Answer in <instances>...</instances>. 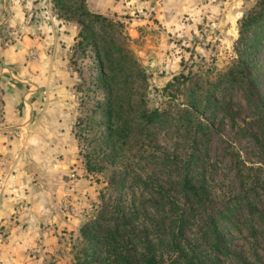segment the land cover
<instances>
[{
	"label": "rangeland",
	"instance_id": "obj_1",
	"mask_svg": "<svg viewBox=\"0 0 264 264\" xmlns=\"http://www.w3.org/2000/svg\"><path fill=\"white\" fill-rule=\"evenodd\" d=\"M69 2L0 0V138L11 133L4 127L13 121L6 110L22 96L37 95L39 110L50 94L57 96L50 109L60 118L52 133L34 137L25 157L23 150H0V264H73L85 249L83 228L95 221L120 227L118 213L126 215L135 242L144 233L157 239L165 210L151 201L138 217L132 209L105 208L137 189L133 173L177 191L187 163L209 186L207 208L190 209L187 217L186 236L196 250L208 251L211 264H264V134L257 118L264 113V43L248 52L253 35L240 41L239 33L257 0L135 4L103 14L115 25L97 24L96 46L79 44L82 26ZM54 27L77 36L65 41L69 51L59 55L63 65L51 93L56 53L6 52L20 34ZM110 46L116 57L122 47L138 73L127 76L116 67L114 78L101 56ZM190 68L194 82L182 94L163 93ZM227 70L237 71L236 78L222 79L206 111L196 113L195 83ZM103 75L113 80L102 81ZM111 94L120 115L110 121ZM141 105L159 107L162 119L143 128L133 116ZM123 119L135 126L117 153L108 131ZM212 219L220 227L219 247L209 232Z\"/></svg>",
	"mask_w": 264,
	"mask_h": 264
},
{
	"label": "trees",
	"instance_id": "obj_2",
	"mask_svg": "<svg viewBox=\"0 0 264 264\" xmlns=\"http://www.w3.org/2000/svg\"><path fill=\"white\" fill-rule=\"evenodd\" d=\"M68 1L72 2H69V9L77 14L78 22L82 26L79 32L81 37L79 44H94L96 46L98 34L95 28L97 24L100 23L108 27L115 25L114 21L102 13L91 10L87 0ZM258 28L261 29V32L257 31ZM239 33L240 41H245L250 34L253 35L249 39L250 44L247 45L248 52L261 50L264 43V0H257L256 5L243 15L239 24ZM111 41L114 40L111 39ZM124 52L125 50L121 47L118 53L119 57H116L110 46L104 53H101L103 59L106 60L105 63H108L110 71L113 72L114 78L118 76V73H115L116 67L117 70L126 72L127 76L138 73L136 64ZM193 74H195L194 70L190 68L188 72L184 70L175 75L163 88V93L171 98L182 94L183 87L194 82ZM236 74L237 71L235 70H227L219 74L220 76L214 77L213 81L207 76L203 77L201 82L195 83L194 88L196 89L193 91V98L198 101V105L194 111L196 113L205 112L208 106V97L219 91L218 83L224 78H228L230 81L234 80ZM110 78L112 77L103 75L102 81L107 82ZM112 97V94L108 95L109 101ZM112 100L107 112L110 121L112 118H119L120 115V112H117L116 108L113 107L114 100ZM131 110L132 107H130L129 112H132ZM134 110H138L136 111L138 113L133 116L140 121L139 124L143 128L160 121L163 115L159 107L149 108L141 105ZM190 110L193 112L192 109ZM257 118L264 134V113ZM134 126L135 123H130L126 119H123L120 124L118 121L114 122L112 127L110 126L108 137L111 138L110 140H114L116 152L120 149V140L128 129H132ZM131 181L137 186L132 195L126 196L125 200H123L125 196L120 197L115 203L107 205L105 209H132L131 215L138 217V209H147L145 202L146 200L151 201L155 205L154 209L165 210L162 218L163 230L157 234V239H150L148 235L144 236V233L138 237L142 241L140 243L135 242L127 233L128 221L123 222L127 219L122 216L125 217L126 215L121 216L118 213L115 217L118 221L116 225L119 224L120 220H123L122 224H119L120 227H110V225L107 227L106 224L95 221L83 228L85 249L83 252L79 251L73 264H211L208 260L210 253L196 250L192 240L186 236L189 210L207 208L205 204L209 192L207 182L203 178L191 174L190 164L187 163L186 165V173L181 177L177 191L169 187L165 188V185L159 181L137 173H133ZM145 228L146 226H142L141 231L145 232ZM209 232L215 239V247L222 246L220 227L214 219L211 220ZM94 239L96 240L95 246Z\"/></svg>",
	"mask_w": 264,
	"mask_h": 264
},
{
	"label": "crops",
	"instance_id": "obj_3",
	"mask_svg": "<svg viewBox=\"0 0 264 264\" xmlns=\"http://www.w3.org/2000/svg\"><path fill=\"white\" fill-rule=\"evenodd\" d=\"M164 1L167 2H181L183 0H87L89 7L96 12L102 14H114L116 12H124L126 9H131L138 4L139 6H147L152 5L154 2L161 4ZM77 33H70L68 31H60L58 28L54 27L52 30L47 33L35 35L29 34H20L18 42L16 44H12L10 49L7 50L6 53H56L53 57V71L52 78L49 81V85L51 87V93L55 86L54 76L63 65V62L59 59V55L62 53H68L69 46L65 43V41H70L71 38L75 39ZM63 70V69H62ZM62 72V71H61ZM51 75V74H50ZM70 81V76L66 82ZM68 84V83H66ZM35 98H39L37 95H25L21 97V100L18 101L17 98L14 99L11 103L15 109L8 108L6 110L7 118L12 119V123L4 126L6 130L10 131L9 135H4L0 138V150L6 152H15L17 150L19 152L23 150V155L25 157L26 151L32 147L30 142L34 141V137L36 135L52 133L53 128L59 123L60 118L56 115V111L54 113L51 112V106H53V101L56 100L58 102L57 96H48L47 99V107H44V110H39L36 107ZM16 105H20L19 108H16ZM12 130V131H11ZM19 130V132H18ZM12 132H16V136H12ZM17 153V155L19 154ZM23 157V158H24ZM23 185V184H22ZM2 208V207H0ZM9 209V208H8ZM13 209V208H10ZM4 211V209H2Z\"/></svg>",
	"mask_w": 264,
	"mask_h": 264
}]
</instances>
